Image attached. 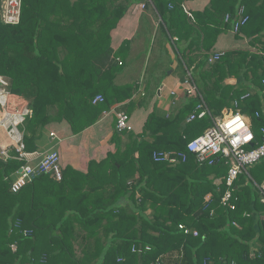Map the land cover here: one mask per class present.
Masks as SVG:
<instances>
[{"label": "trees", "instance_id": "16d2710c", "mask_svg": "<svg viewBox=\"0 0 264 264\" xmlns=\"http://www.w3.org/2000/svg\"><path fill=\"white\" fill-rule=\"evenodd\" d=\"M139 1L149 3L22 0L18 23L0 20V74L9 78L7 108L28 106L32 111L23 127L27 151L36 150L48 124L65 122L77 134L132 95L130 85L114 82L121 67L111 58L110 33ZM216 1L210 28L190 25L187 18L192 16L187 17L181 0L151 4L172 35V18L185 25L187 49L197 54H181L211 115L238 108L250 118L256 143H261L264 0ZM239 4L247 19L234 35L248 39L249 47L228 49L208 62L207 50L221 29L232 30ZM168 7L172 9L165 11ZM226 15L230 18L225 22ZM208 31L215 32L212 40ZM228 78L239 80L230 84ZM97 94L104 101L94 104ZM198 101L192 97L169 116L153 110L141 133L116 132L115 151L91 161L86 174L74 172L76 178L63 167L61 181L40 174L13 193L6 178L21 162L4 161L0 155V264H264V202L255 185L262 181L254 173L235 180L231 208L221 203L228 169L223 159L200 164L188 155L185 162L170 165L152 157L154 151H185L187 141L211 125L208 116L186 121ZM69 180L84 181L85 189L64 188ZM56 184L66 189L65 196L55 192Z\"/></svg>", "mask_w": 264, "mask_h": 264}, {"label": "crops", "instance_id": "0c3cea01", "mask_svg": "<svg viewBox=\"0 0 264 264\" xmlns=\"http://www.w3.org/2000/svg\"><path fill=\"white\" fill-rule=\"evenodd\" d=\"M214 2L215 0H181V6L187 17L192 16V19L187 18L188 23L195 27L200 25L214 27V11L211 6ZM140 3L141 1L132 4L110 33V46L114 52L111 58L121 67L114 77V82L119 86L130 85L133 89L132 95L104 110L93 125L77 134H72L65 122H52L41 132L34 151L57 150L60 153L62 166L70 172V178H76L75 173L86 174L91 161L99 162L108 153L115 151L113 136L117 132L115 130L117 111H127L125 107H130L127 112L131 129L124 132L132 131L138 134L141 133L148 115L153 110H159L169 116L190 103L192 97L187 96L184 89L186 76L188 73L192 74V70L186 66L181 52L185 51L189 57L188 55L197 54V51L187 49L189 40L184 37L187 34L186 27L181 22L173 21L174 18L171 19L176 35L184 38L183 41L178 40V36L170 33L167 23L163 21L151 1L144 8L139 6ZM239 7L240 4L236 6L235 12ZM166 9L172 8H165V11ZM224 21L226 22L225 19ZM208 33L210 34L208 39L212 40L211 36L215 32L208 31ZM236 41H239V46ZM248 47V39L236 38L232 30L221 29L207 52L210 54ZM124 66L125 68H122ZM226 81L228 83L233 81L230 84L236 83V80ZM51 132L54 136H50ZM249 171L254 173L255 177H262L260 181L264 182L263 169L255 165L248 169V173ZM83 183L85 184L84 181H70L64 184V188L70 186L84 190ZM44 184L50 188L47 182ZM54 187L60 190V192L55 191L60 196L66 195V189H60L61 186L59 187L58 184L52 186L53 189Z\"/></svg>", "mask_w": 264, "mask_h": 264}, {"label": "built area", "instance_id": "2783aa9c", "mask_svg": "<svg viewBox=\"0 0 264 264\" xmlns=\"http://www.w3.org/2000/svg\"><path fill=\"white\" fill-rule=\"evenodd\" d=\"M22 0H1L0 20L6 24L18 23L20 17V8ZM151 1V0H145ZM141 8L145 7L144 1H141ZM190 15V13H188ZM230 16L226 15L225 20ZM246 16L243 13V7L237 10V17L232 24V32L236 33L245 23ZM224 54L223 51L213 52L208 57V62L218 60ZM264 85V79L262 80ZM9 78L0 74V127L3 129L7 141L0 143V155L4 161L9 159L21 162L16 171L6 178L9 181L11 192H18L25 184L30 183L34 177L40 174H49L54 180L61 181L63 178V166L61 164L60 153L55 149L44 152L27 151L23 139L24 123L28 116H31V109L26 106L20 111H10L7 108L9 96ZM184 93L189 97H198V103L186 118V121L204 118H211V125L205 130L188 140L185 151H179L172 154L169 151H154L152 157L154 160L167 161L170 165L179 162H185L188 155H193L195 160L200 163L213 164L219 158L223 159L224 164L228 166L227 174L224 177L227 185L221 197V203L231 208L232 188L237 177L243 173L249 177L248 169L255 166L264 159V140L256 143L254 131L251 126L250 118L243 114L238 108L233 110L225 109L224 117H214L211 115L203 97L193 81L192 74L186 76ZM248 96L245 94L243 97ZM104 97L97 94L92 103L103 102ZM235 106L237 102L234 101ZM256 116L258 113L256 112ZM129 115L126 111L120 110L115 113V130L118 133L129 131ZM264 134V128H261ZM50 136H54L51 132ZM261 200L264 202V183L257 184ZM185 233L189 229L183 224L179 225ZM196 235L197 232L193 231ZM15 250V245H11ZM235 264V263H231Z\"/></svg>", "mask_w": 264, "mask_h": 264}, {"label": "rangeland", "instance_id": "374dc122", "mask_svg": "<svg viewBox=\"0 0 264 264\" xmlns=\"http://www.w3.org/2000/svg\"><path fill=\"white\" fill-rule=\"evenodd\" d=\"M0 7H1V5H0ZM236 44H237V46H239V41H236ZM243 46H244V44H243ZM122 68H125V66L124 67H122ZM229 80H236V83H237V81L239 80H237L236 78H228ZM230 83L232 82L233 83V81H229ZM230 110H233L234 109V107L232 106L231 108H229ZM224 111H225V109H223L221 112H220V114H218V113H215V115H214V117H217V116H219L220 118H223L224 117ZM7 141V139H6V137H5V133H4V131H3V129L0 127V143H4V142H6ZM256 166L258 167V168H261V169H263L264 170V159L261 161V162H259L258 164H256ZM262 177H256V179L259 181L260 179H261Z\"/></svg>", "mask_w": 264, "mask_h": 264}, {"label": "water", "instance_id": "95a60500", "mask_svg": "<svg viewBox=\"0 0 264 264\" xmlns=\"http://www.w3.org/2000/svg\"><path fill=\"white\" fill-rule=\"evenodd\" d=\"M264 183V182H263Z\"/></svg>", "mask_w": 264, "mask_h": 264}]
</instances>
